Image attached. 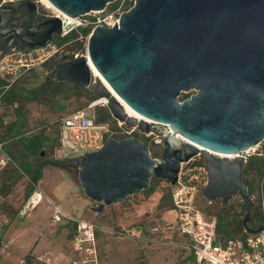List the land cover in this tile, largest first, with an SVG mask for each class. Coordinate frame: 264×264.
<instances>
[{
    "label": "water",
    "instance_id": "obj_1",
    "mask_svg": "<svg viewBox=\"0 0 264 264\" xmlns=\"http://www.w3.org/2000/svg\"><path fill=\"white\" fill-rule=\"evenodd\" d=\"M49 1L78 17L102 11L116 0ZM26 3L12 17L1 13L0 23L22 21L18 37L34 35V42L23 49L44 47L61 34L62 20L50 16L32 32L37 4ZM84 32L90 34L88 54L62 62L56 79L88 88L91 62L108 83L97 96L110 99L116 119L148 132L149 124L138 122L128 107L172 129L161 159L141 138L126 136L109 138L101 149L61 165L77 171L84 194L99 203L93 209L100 213L141 193L152 177L175 185L183 163L201 154L208 171L204 196L223 205L240 196L247 225L254 201L243 179L244 159L210 151L237 155L264 142V0H135L113 26Z\"/></svg>",
    "mask_w": 264,
    "mask_h": 264
},
{
    "label": "rangeland",
    "instance_id": "obj_2",
    "mask_svg": "<svg viewBox=\"0 0 264 264\" xmlns=\"http://www.w3.org/2000/svg\"><path fill=\"white\" fill-rule=\"evenodd\" d=\"M134 3L135 0H117L108 6L122 13ZM42 9L48 11L43 5ZM77 54V57L88 54L85 37L67 41L52 57L35 63L17 79L4 78L7 85L0 89V157L6 154L10 161L5 166L0 164V264H31L25 258L30 250L33 264H83L90 255L75 247V224L67 217L60 222L52 221L54 205L69 217L86 219L96 225V254L100 264H196L185 236L176 226L172 189L165 180L155 182L152 194L142 191L120 203L105 206L99 213L93 209L99 203L84 194L77 171L60 166L80 155L59 148L62 119L77 109L95 112L97 117L102 115L103 108L109 109V105L100 104L90 107L102 98L97 96V91L105 85L94 74L88 88L56 79L57 67ZM183 98L182 93L180 99ZM108 120L117 125L113 115ZM14 122H18L19 127L11 132ZM34 136H42L46 144L38 152L32 150L23 154L25 144ZM249 153L264 156V142ZM44 160L62 162L43 168L33 192H41L44 199L33 210L22 214L32 194L27 196L31 179L21 163ZM205 161L201 155L183 164V169L205 164ZM195 173L199 174L197 169ZM203 188L200 187L197 194L196 205L207 216L222 219V236L227 232L239 236L247 231L240 229L247 216L240 196L223 205L220 199H207ZM249 192L255 206L248 224L254 227L264 221V178L258 176Z\"/></svg>",
    "mask_w": 264,
    "mask_h": 264
},
{
    "label": "built area",
    "instance_id": "obj_3",
    "mask_svg": "<svg viewBox=\"0 0 264 264\" xmlns=\"http://www.w3.org/2000/svg\"><path fill=\"white\" fill-rule=\"evenodd\" d=\"M21 1L24 0H0V5L14 4ZM34 1L45 6L48 9L49 16L61 18L62 32L58 35L59 39L73 35L76 36L75 39H83L85 37L86 46L90 34H85L84 29L93 31L97 26L103 24L113 26L119 21L123 13L118 8L110 9L107 6L102 11H92L78 17H71L55 7H49L44 3V0ZM59 39L49 41L44 47H37L26 52L5 56L0 60V72L5 75V79H17L18 76L29 70L35 63L44 62L59 51L60 46L65 44H60ZM77 56L78 54L72 57L77 58ZM99 104L108 106L110 99L102 97L94 101L90 107ZM136 118L138 122L144 120L149 124L148 132L140 131L138 126L129 127L119 119H117L116 126L109 121H98L94 113L89 112L87 109L74 110L62 119L59 148L66 152H79L80 155L76 158H80L85 153L101 149L109 138L137 136L147 143L154 157L161 159L164 140L172 133L170 125L142 116H136ZM178 136L184 142L192 144L184 137ZM195 146L197 145L195 144ZM198 147L201 148L200 146ZM251 149L237 154V156L243 157L244 164L252 156L249 153ZM210 152L213 153L212 151ZM214 155L219 156L217 154ZM200 156L201 154L183 164H188ZM9 161L10 157L6 154L0 157V164L4 166ZM196 169L199 174L195 173ZM207 182L208 171L205 164L195 165L187 168V170H184L182 165L176 184L170 187L172 189V206L176 213V226L185 236L196 264H264V229L256 232L248 231L243 236H233L223 240L218 233L217 216H207L197 207V194L200 191V187L205 186ZM43 199L44 196L41 192L34 191L26 200L22 208V214L33 210ZM65 217L75 224L74 243L76 249L84 250L90 255L84 259L83 264H100L99 257L96 254V225L86 219L69 217L63 213L59 206L54 205L51 220L60 222Z\"/></svg>",
    "mask_w": 264,
    "mask_h": 264
},
{
    "label": "trees",
    "instance_id": "obj_4",
    "mask_svg": "<svg viewBox=\"0 0 264 264\" xmlns=\"http://www.w3.org/2000/svg\"><path fill=\"white\" fill-rule=\"evenodd\" d=\"M75 37L76 36L73 35V36L62 38V39L57 38V40L58 39L60 40L59 43H66L67 41H70L72 39L74 40ZM58 83H61V82H58ZM6 85H7V83H6L5 79L0 75V89ZM183 96H184V98H186V97H189L190 95H189V93H183ZM12 100L16 101V99H14V98H12ZM101 113H102V115L100 117H97L96 113L94 112L95 118L101 122L109 121L108 119H110L113 115L108 108H103ZM114 119L117 121V119L115 117H114ZM18 125H19L18 122H14L10 131L13 132L14 130H17V128L19 127ZM45 144H46V141H44L42 136H34L30 140L29 143L25 144L26 150L23 151V154H28L29 151H32V150H35V152H38ZM60 162H62V161L57 160V162H56V161L44 160L42 163H26V164L21 163V167L23 168L25 173L30 176V179H31V187L28 190L27 196L32 194L33 190H35L39 180L41 179V177L43 175V168L47 164L60 165L59 164ZM258 176H261L264 178V156H262V155L251 156L243 168V179H244V182L249 186V189L257 181ZM158 180H161V179L156 178V177H152L149 187L147 189L143 190V192H146L147 194H152L156 189V183L155 182ZM222 225H223V221L220 218V219H218V233H219V236L223 240L230 238V237H233V236H236V235L232 234V232H227L226 235L222 236L220 233ZM256 228L257 229H260V228L264 229V221L260 222L259 224H257L254 227L250 226L249 224H247V225H245V223L242 224L240 226V229H246L247 231L242 232L239 236H243L248 231H251V230L256 229ZM31 256H32V250L29 251V253L26 255L25 258H26V261L28 263L33 264V260L30 258Z\"/></svg>",
    "mask_w": 264,
    "mask_h": 264
},
{
    "label": "flooded vegetation",
    "instance_id": "obj_5",
    "mask_svg": "<svg viewBox=\"0 0 264 264\" xmlns=\"http://www.w3.org/2000/svg\"><path fill=\"white\" fill-rule=\"evenodd\" d=\"M28 1L36 3L34 0H24V1H21L18 3H14V4L0 5V14L1 13L2 14H8L12 17L13 13H15V12H13V10H15L16 8H19L20 6L24 7L23 5H26V4L28 6H31L30 3H26ZM36 4H37V14H36V18L34 20L32 32L37 31V28H36L37 24L42 23L43 21H45L46 19H48L50 17L48 12H46L42 9L41 4H38V3H36ZM27 11L30 13L31 7L29 9H27ZM22 24H23L22 21L16 20L14 18H12L11 21L6 25H3L2 23H0V60H1V58L3 59L5 56H7L9 54L26 52L28 50H33V49L37 48V47H34L32 49H28V48L23 49L28 44H31L34 42L32 40L34 38V35H32L30 38L24 36V39L18 37V34H22V32L24 30L22 28ZM57 38H58V35H55L54 40ZM72 59H74V58L69 57L65 61H69ZM254 206H255V201H254V205L251 209V213L253 211ZM245 208H246V206H245ZM246 210H247V208H246Z\"/></svg>",
    "mask_w": 264,
    "mask_h": 264
},
{
    "label": "bare ground",
    "instance_id": "obj_6",
    "mask_svg": "<svg viewBox=\"0 0 264 264\" xmlns=\"http://www.w3.org/2000/svg\"><path fill=\"white\" fill-rule=\"evenodd\" d=\"M44 3L45 4H47L49 7H52V8H54V6L50 3V1L49 0H44ZM90 65H91V67H92V69H93V74L96 76V77H98L102 82H103V84H105L106 86H108V83L106 82V80L102 77V75L92 66V63L90 62ZM114 96H116L115 94H114ZM127 110H128V112H129V114L130 115H133V116H137V117H141V116H138V115H136L131 109H129L128 107H127ZM214 154H217V155H219V156H224V157H229V158H233V157H235V156H237V155H231V154H220V153H216V152H213Z\"/></svg>",
    "mask_w": 264,
    "mask_h": 264
},
{
    "label": "crops",
    "instance_id": "obj_7",
    "mask_svg": "<svg viewBox=\"0 0 264 264\" xmlns=\"http://www.w3.org/2000/svg\"><path fill=\"white\" fill-rule=\"evenodd\" d=\"M2 60V59H1ZM0 75L3 77V78H5V75L4 74H2L1 72H0ZM91 200V199H90ZM186 239V238H185Z\"/></svg>",
    "mask_w": 264,
    "mask_h": 264
}]
</instances>
